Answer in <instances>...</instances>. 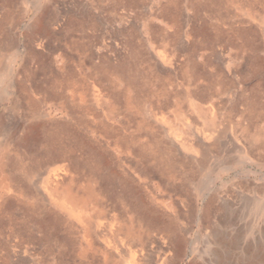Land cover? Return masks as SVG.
I'll return each instance as SVG.
<instances>
[{"label":"rangeland","instance_id":"rangeland-1","mask_svg":"<svg viewBox=\"0 0 264 264\" xmlns=\"http://www.w3.org/2000/svg\"><path fill=\"white\" fill-rule=\"evenodd\" d=\"M0 264H264V0H0Z\"/></svg>","mask_w":264,"mask_h":264},{"label":"bare ground","instance_id":"bare-ground-1","mask_svg":"<svg viewBox=\"0 0 264 264\" xmlns=\"http://www.w3.org/2000/svg\"><path fill=\"white\" fill-rule=\"evenodd\" d=\"M58 176H59V178L61 177L60 175H58ZM58 176H57V177H58ZM63 176H64V174H63ZM55 177H56V176H55ZM224 239H225V238H224Z\"/></svg>","mask_w":264,"mask_h":264}]
</instances>
